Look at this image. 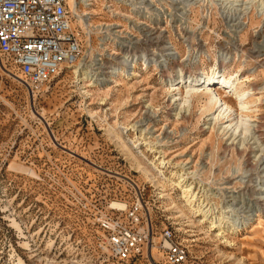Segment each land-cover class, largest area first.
Returning <instances> with one entry per match:
<instances>
[{"label": "rangeland", "instance_id": "rangeland-1", "mask_svg": "<svg viewBox=\"0 0 264 264\" xmlns=\"http://www.w3.org/2000/svg\"><path fill=\"white\" fill-rule=\"evenodd\" d=\"M211 1L75 0L77 13L70 0L72 26L90 46L82 62L106 60L105 68L85 64L92 74L115 66L108 84L77 79L65 66L30 93L0 59V264H112L96 243L97 207L131 203L134 182L156 240L171 225L208 264H264V15L260 0L241 20ZM215 75L253 94L246 132L222 129L228 123L206 112L203 99L174 101L187 88L174 91L172 79ZM136 123L164 155L139 145L147 141ZM182 174L198 194L192 206ZM201 205L214 210L209 220ZM215 218L230 226L225 239L212 231ZM233 222L249 223L232 233Z\"/></svg>", "mask_w": 264, "mask_h": 264}, {"label": "built area", "instance_id": "built-area-1", "mask_svg": "<svg viewBox=\"0 0 264 264\" xmlns=\"http://www.w3.org/2000/svg\"><path fill=\"white\" fill-rule=\"evenodd\" d=\"M72 23L69 0H0V59L6 60L2 64L7 71L21 77L28 92L41 91L65 66L82 60L90 48L82 43L80 32L74 30ZM89 28L85 33L90 38L94 27ZM112 31L117 35L118 29ZM105 61L102 56H95L84 64L105 68ZM110 71L94 74L101 80L100 74ZM134 185V199L127 201L125 208L114 207L112 202L101 209L97 207L96 243L111 257V263L130 264L143 259V264H208L192 254L189 244L171 225L163 227L156 240L155 226L147 216L149 202L145 192L136 182ZM154 245L162 251L166 263L153 256Z\"/></svg>", "mask_w": 264, "mask_h": 264}, {"label": "bare ground", "instance_id": "bare-ground-1", "mask_svg": "<svg viewBox=\"0 0 264 264\" xmlns=\"http://www.w3.org/2000/svg\"><path fill=\"white\" fill-rule=\"evenodd\" d=\"M256 0H212L211 2H215V3H220V7H222V9H224V12L227 13V15L229 17H231L232 19L235 20H241L242 16H244L246 13H248L251 8H255L254 5ZM259 1V0H258ZM70 2V0H69ZM73 5L75 6V11L77 13H79V10L77 9V3L75 2V0H72ZM84 6L86 7H90L92 5L91 0H83ZM260 4L258 6H256V9H259V12L264 15V0H260L259 2ZM219 6V4H217ZM71 6V5H70ZM257 9V11H258ZM258 13V12H257ZM90 13L84 14L83 16L86 17L87 19H85V21H89ZM226 15V16H227ZM79 16V15H78ZM246 16V15H245ZM81 18V16H79ZM230 18V19H231ZM243 19V18H242ZM170 50V55H173V53L171 52L172 50ZM67 67L69 68H74L73 73L75 74V77L77 79H93L94 82H98L102 81V82H106L108 84V82L111 83L113 75L116 74V70L117 69H112L110 71V74L108 73H103L100 74L101 80L99 78V76H94V74H92L91 70L88 69L86 67L85 64H83L82 60H79L78 62H75L73 64H68ZM108 68V67H107ZM112 68V67H111ZM103 70V69H102ZM110 70V69H109ZM106 71V70H105ZM14 75V74H13ZM21 83V77L19 75H14ZM76 79V80H77ZM186 85V98L184 100L181 99H175L174 101H179L181 105L185 106L186 103L189 102L188 97L190 98H196V99H203V103H204V110L206 112H210L213 110H216L214 112V118L216 121H222L224 120L225 124L228 123L227 126H223L221 127L222 129L228 130H234V133L240 129H242L243 131H247L248 130V124L250 121L251 116L244 114L246 111H250L251 109V104H252V100L251 97L253 96V94H251L250 90H244L242 84H240V81L238 80L233 81L232 79H227L225 77H222V75H215L212 77H204V78H200L198 76L194 77V76H190L188 81H184L183 78L182 79H172L171 81V85L170 87H172L171 89H173L174 91L178 90L177 86H179L181 83H184ZM199 83H203V85L200 86ZM213 84H215L217 87H211ZM207 85V87H206ZM207 91H205L206 89ZM179 93L176 95H180V91H178ZM202 92V93H200ZM200 93V94H199ZM226 93H230L231 95H234V104L235 107L230 103V101L226 100L225 97L227 96ZM176 95H173L172 97H176ZM237 111H240V115H238ZM217 113V116H216ZM213 118V119H214ZM132 129H134L137 132H140L143 135L144 140H146V143H139V145H150V148H148V150L150 151H155V152H159L160 155H164L165 153L163 152V150H160L159 148H161V146H158V143H154L151 140H148L149 137L146 136L148 133H150L151 131L148 129H144L141 124L139 125L138 123H136L135 125L132 126ZM230 131H228L229 133ZM147 133V134H146ZM233 136V134H232ZM133 145L136 144V142H132ZM139 145H136L135 147L138 148ZM131 156H133V154H130ZM162 159L161 161V165L165 166L166 162H165V157L160 156L158 158V160ZM169 163V162H167ZM156 170H158L157 167H155ZM182 168V167H181ZM139 172H141L143 175H145L146 177H151V173L146 170L145 168H141L139 170ZM160 173H162L161 171H159ZM186 174H182V182H185V185L182 186L183 188V193H184V197L187 199V202L189 205L192 206L193 202H195L198 199V194L195 192L194 187L191 184L187 183V178L185 177ZM112 206L114 207H119V208H125L126 204H122V203H118V202H114L112 204ZM199 211L201 212L202 215H204V218L208 220L213 216V209L211 207H202V205L200 207H198ZM215 222L212 224L213 226V230L212 231H217L218 230V235L222 236L223 238L226 236V228L228 229V227L230 226H226L225 222H224V218H215L214 219ZM247 223L249 222H244V223H240V222H233L232 223V227H231V232L232 233H236L240 230V228L246 227ZM230 230V229H229ZM241 231V230H240ZM225 239V238H224ZM159 251L158 247L156 245H154L151 248V252L153 254V256L155 258L156 257V253ZM159 253L162 256V251H159ZM158 259V258H157Z\"/></svg>", "mask_w": 264, "mask_h": 264}]
</instances>
